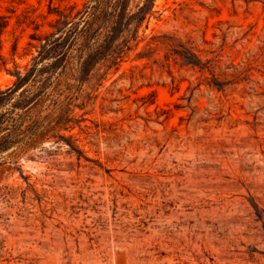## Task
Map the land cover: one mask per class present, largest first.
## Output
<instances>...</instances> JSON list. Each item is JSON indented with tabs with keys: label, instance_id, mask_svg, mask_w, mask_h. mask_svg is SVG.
<instances>
[{
	"label": "rangeland",
	"instance_id": "1",
	"mask_svg": "<svg viewBox=\"0 0 264 264\" xmlns=\"http://www.w3.org/2000/svg\"><path fill=\"white\" fill-rule=\"evenodd\" d=\"M48 2L0 0V264H264V0H153L32 98Z\"/></svg>",
	"mask_w": 264,
	"mask_h": 264
},
{
	"label": "trees",
	"instance_id": "2",
	"mask_svg": "<svg viewBox=\"0 0 264 264\" xmlns=\"http://www.w3.org/2000/svg\"><path fill=\"white\" fill-rule=\"evenodd\" d=\"M129 4L130 0H83L80 20L73 22L71 12L59 9V6L54 5V0H49L47 13L56 16L51 24L54 32L45 36L47 40L41 45V51L33 58L30 67V71H35L40 63L46 61L42 73L48 75V83L35 88L32 98H38L54 84L53 73L64 66L68 58L69 46L76 43L79 38L86 39V43L72 58L76 72L75 80L82 82L106 57L116 38L125 28L132 24L136 26V29L139 28L150 12L153 0H143V4L131 14H129ZM95 25H97L96 28H94ZM21 80L23 79L17 76V81L12 87L0 90L1 111L7 113L13 110V100L2 99L13 97ZM34 101L20 102L22 104H18V107H22L24 103L29 105ZM3 116H0V123Z\"/></svg>",
	"mask_w": 264,
	"mask_h": 264
}]
</instances>
